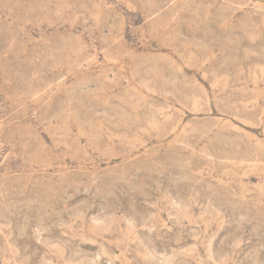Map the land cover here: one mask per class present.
Here are the masks:
<instances>
[{
  "label": "rangeland",
  "instance_id": "1",
  "mask_svg": "<svg viewBox=\"0 0 264 264\" xmlns=\"http://www.w3.org/2000/svg\"><path fill=\"white\" fill-rule=\"evenodd\" d=\"M0 264H264V0H0Z\"/></svg>",
  "mask_w": 264,
  "mask_h": 264
}]
</instances>
